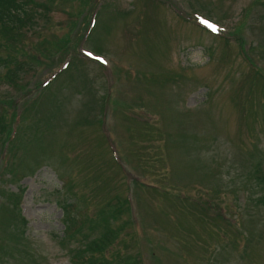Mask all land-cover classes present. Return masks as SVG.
<instances>
[{"label":"rangeland","instance_id":"obj_1","mask_svg":"<svg viewBox=\"0 0 264 264\" xmlns=\"http://www.w3.org/2000/svg\"><path fill=\"white\" fill-rule=\"evenodd\" d=\"M34 3L0 64V264H73L104 228L67 237L61 203L110 199L93 255L264 264V0Z\"/></svg>","mask_w":264,"mask_h":264},{"label":"trees","instance_id":"obj_2","mask_svg":"<svg viewBox=\"0 0 264 264\" xmlns=\"http://www.w3.org/2000/svg\"><path fill=\"white\" fill-rule=\"evenodd\" d=\"M37 2V0H0V64L3 66H8L9 64L16 62V68L9 70L7 72V76L9 79H12L14 76H18L21 66H20V55L22 52V48L15 52L13 48L9 45V41L13 35L10 36L11 31L15 32V36L21 34L22 29L24 28L27 21H31L33 18L32 10L34 8L33 4ZM20 37V35L18 36ZM3 42L5 44H3ZM5 50L7 52L6 56H2V51ZM1 76V74H0ZM4 118H0V129L4 126ZM18 126L7 129V137L10 139H14L18 133ZM258 172V177L263 179L264 182V174H259V168H256ZM68 179V180H67ZM65 187L70 185V178H65ZM122 202H129L130 199L126 198V200H119ZM62 208L64 210L63 221L66 226V236L72 237L78 231L81 230V226L79 223H84L89 220L93 225H101L104 228V231L101 232L100 240H91L88 243H85L82 248H79L73 255L71 256L73 264H129V262L125 259H119L117 263H115L112 259H106L104 257H98L93 255L94 253H99L104 255L105 250L116 240L118 231L112 227V224L116 222L120 217V207L123 205L117 206V204L113 203L112 199L105 201L103 203L102 210L98 214V216L94 219L88 218L85 210L79 208L78 203L75 204L68 203L63 201L61 203ZM116 206V207H115ZM85 216V217H84ZM133 264V263H132Z\"/></svg>","mask_w":264,"mask_h":264}]
</instances>
